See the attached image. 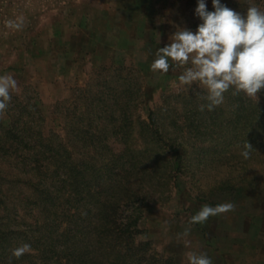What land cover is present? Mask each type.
<instances>
[{
	"label": "rangeland",
	"instance_id": "rangeland-1",
	"mask_svg": "<svg viewBox=\"0 0 264 264\" xmlns=\"http://www.w3.org/2000/svg\"><path fill=\"white\" fill-rule=\"evenodd\" d=\"M221 3L241 15L250 5L264 11V0ZM195 7L0 0V75L17 81L0 125L22 115L42 133L24 162L22 152H0V264H81L82 252L108 242L92 264H105L106 253L115 263L187 264L193 250L213 264H264V137L237 113L240 103H264V89L257 99L229 89L223 104L201 111L205 90L182 85L183 68L151 67L178 28L196 30ZM34 104L40 115L28 118ZM228 202L233 210L193 221L203 205ZM100 224L107 241L92 233ZM23 244L30 250L13 256Z\"/></svg>",
	"mask_w": 264,
	"mask_h": 264
},
{
	"label": "clouds",
	"instance_id": "clouds-1",
	"mask_svg": "<svg viewBox=\"0 0 264 264\" xmlns=\"http://www.w3.org/2000/svg\"><path fill=\"white\" fill-rule=\"evenodd\" d=\"M213 11H208L206 0H196L195 16L201 21L193 32L178 28L170 42L158 48L152 69L167 73L172 62L183 68L179 82L191 88L200 84L205 90L201 99V111H212L224 103L225 93L233 89L247 97H255L264 89V11L257 6H248L241 15L221 3L211 0ZM23 21H8V26L20 29ZM17 81L10 75H0V112L8 108L10 91ZM251 146L246 143L241 155L247 159ZM230 202L215 207L203 205L194 217V222H203L209 216L233 210ZM23 244L13 250L20 257L30 250ZM187 264H213L203 252L186 253Z\"/></svg>",
	"mask_w": 264,
	"mask_h": 264
},
{
	"label": "trees",
	"instance_id": "trees-1",
	"mask_svg": "<svg viewBox=\"0 0 264 264\" xmlns=\"http://www.w3.org/2000/svg\"><path fill=\"white\" fill-rule=\"evenodd\" d=\"M244 103H240L238 106V110L237 113H240V115L238 116V118L242 119L243 124H246L248 121H253L254 122V127H253V131L255 134H258L261 132V137H264V103H250L249 106L250 108L247 109V107H243ZM30 109H28L29 113H31L32 110H34V113L32 112L31 115H29L28 118H31L33 115H40V110L34 105H29ZM32 109V110H31ZM22 115L18 116L16 119H12L10 125L8 127H3L0 125V152L2 154L3 157H11L12 155L17 154V152H22L24 155L21 156L22 161H26L27 158L25 157V154L27 152V154L29 156H31V153L33 151V148L31 147L32 144L35 145H39V141L42 138V133H36L34 132V128L35 127H30L28 125V121H23V117L21 118ZM41 117V116H40ZM22 120V121H21ZM251 121V122H252ZM31 122L35 123V120H33V118L31 119ZM33 126V125H32ZM39 137V138H38ZM49 152L53 155H55L54 157H50V159L53 161V163L56 165H54L55 170L52 171V174L54 176L58 175V171L59 166L57 164L56 158L57 157V152L56 149H49ZM73 169H69V171H72ZM37 172V169H36ZM74 176L72 175L70 172L67 175V179H71V177ZM114 209V208H112ZM99 217V221L103 220L104 217L101 216V214H98ZM111 222L115 223V213L111 214ZM102 224H100V228H94L92 233L94 232L97 236V241L105 239L106 241L108 239L106 238H110L111 234L107 233V230H105V228L102 230ZM117 230H115L117 233H126L128 232L127 235V239L132 237V233H130V231H128V229L124 228L122 230H118L119 227H116ZM99 229V230H98ZM114 233V231L112 232ZM100 242V241H99ZM109 243V242H108ZM108 243L105 244V247H107ZM130 244V243H129ZM110 246V244H109ZM105 247L103 245H99L98 246V250H96L97 253H99L102 250H106ZM91 247L88 248V251H86V254H84L83 252L80 254V257L83 258L84 255L86 256V260L89 262V264H92V259L94 260V258L92 256H95V254H93V252L90 249ZM110 249H113L112 247H110ZM123 249V247H122ZM113 251V250H112ZM118 255H120V253L118 252ZM137 256V255H136ZM102 257L106 258V262L105 264H126L123 261L115 263V261L113 259H111V256L109 255V253H106L105 255H103ZM136 260L131 261L130 264H139V259L135 258ZM87 261H82L81 264H88Z\"/></svg>",
	"mask_w": 264,
	"mask_h": 264
}]
</instances>
